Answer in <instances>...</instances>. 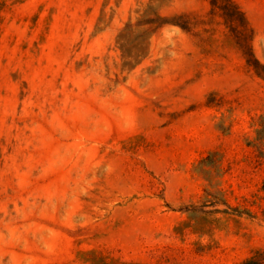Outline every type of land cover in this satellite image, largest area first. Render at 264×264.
<instances>
[{"label": "rangeland", "instance_id": "1", "mask_svg": "<svg viewBox=\"0 0 264 264\" xmlns=\"http://www.w3.org/2000/svg\"><path fill=\"white\" fill-rule=\"evenodd\" d=\"M264 264V0H0V264Z\"/></svg>", "mask_w": 264, "mask_h": 264}, {"label": "trees", "instance_id": "2", "mask_svg": "<svg viewBox=\"0 0 264 264\" xmlns=\"http://www.w3.org/2000/svg\"><path fill=\"white\" fill-rule=\"evenodd\" d=\"M236 264H254L253 261H251V259H246V260H243L239 263H236Z\"/></svg>", "mask_w": 264, "mask_h": 264}]
</instances>
